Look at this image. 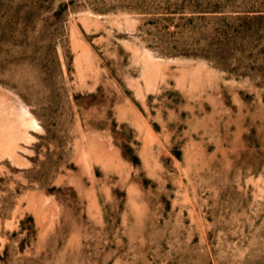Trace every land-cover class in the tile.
Masks as SVG:
<instances>
[{"label":"rangeland","instance_id":"obj_1","mask_svg":"<svg viewBox=\"0 0 264 264\" xmlns=\"http://www.w3.org/2000/svg\"><path fill=\"white\" fill-rule=\"evenodd\" d=\"M0 264H264V0H0Z\"/></svg>","mask_w":264,"mask_h":264}]
</instances>
